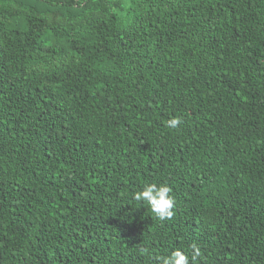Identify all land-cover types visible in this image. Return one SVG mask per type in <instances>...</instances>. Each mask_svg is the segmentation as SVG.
Returning <instances> with one entry per match:
<instances>
[{"label": "trees", "instance_id": "trees-1", "mask_svg": "<svg viewBox=\"0 0 264 264\" xmlns=\"http://www.w3.org/2000/svg\"><path fill=\"white\" fill-rule=\"evenodd\" d=\"M192 245L264 264V0H0V264Z\"/></svg>", "mask_w": 264, "mask_h": 264}, {"label": "clouds", "instance_id": "clouds-1", "mask_svg": "<svg viewBox=\"0 0 264 264\" xmlns=\"http://www.w3.org/2000/svg\"><path fill=\"white\" fill-rule=\"evenodd\" d=\"M181 123L179 117H174L166 121V126L169 129H176ZM171 191L167 184L149 183L134 194V199L145 202L159 220H166L174 214L175 200L171 195ZM200 255V249L196 245H192L191 258L181 250H174L169 255L161 258V264H192Z\"/></svg>", "mask_w": 264, "mask_h": 264}]
</instances>
